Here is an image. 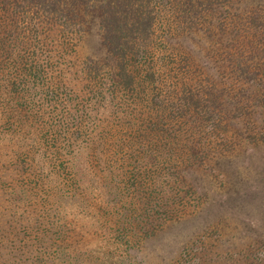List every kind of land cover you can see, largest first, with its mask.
Segmentation results:
<instances>
[{"label": "trees", "instance_id": "1", "mask_svg": "<svg viewBox=\"0 0 264 264\" xmlns=\"http://www.w3.org/2000/svg\"><path fill=\"white\" fill-rule=\"evenodd\" d=\"M238 2L0 0V264H147L148 245L164 264H264V214L239 203L264 171L229 183L264 148V4ZM91 18L107 52L82 58ZM195 34L224 46L221 79L171 43ZM224 216L258 242L214 250Z\"/></svg>", "mask_w": 264, "mask_h": 264}, {"label": "rangeland", "instance_id": "2", "mask_svg": "<svg viewBox=\"0 0 264 264\" xmlns=\"http://www.w3.org/2000/svg\"><path fill=\"white\" fill-rule=\"evenodd\" d=\"M260 3L264 4V0H240V2H238L239 7L235 6V8L236 10L238 8H240V10L242 9L246 10V8L255 7L257 4H260ZM81 8H82V11H80L81 12L80 17L82 18V20H84V25L87 26L85 24V19H84V12H83L84 6H82ZM80 17H77V19H74V20H78ZM90 17L91 16H85V18H90ZM91 20H92L90 21L91 32H92L91 36L93 37L91 38V40L89 39L88 41V35H90L88 33V35L85 36L83 39L85 41L82 40L83 43H82V46H80V51H79L80 57L82 58H84V53L88 52L89 50H90L89 52H94V53L96 52V54L100 53L101 55L107 52L103 46L99 45V39L98 37H96L97 35H95L96 30H98V22L97 21L94 22L92 18ZM23 30L24 29L22 28V31ZM26 31L28 32V30ZM182 39L183 38L178 37L177 39H173L171 43L176 46H179V44H181L182 47L180 48H182V50H180L179 52H184V53L188 52V50H186L185 47L189 45L197 46L196 48L198 49L200 46L203 47L204 48L203 51L195 52L191 54L194 55L196 59H198L200 64H203L204 66H206V69L209 72H213L212 74L216 78L221 79L222 76H221L220 71L222 67H220L221 64L218 59L219 56L211 53L212 46L224 48V46H221V42L216 40L214 41V43H210L209 40H207L206 37L203 36V34H195L193 36H188L185 40H182ZM32 46L33 45H31V48H33ZM206 46H209V47H206ZM239 135H240L239 131H236L234 129L231 130L230 137L233 138V140H237L239 138ZM244 150H248V149H244ZM2 170L4 171L5 168L4 167L0 168V171ZM21 170H22V167H21ZM263 171H264V148L259 147V149L251 150V152H248V153H242L241 156L232 158V160H230L228 172L232 176V179L229 183H232L233 179L236 180V177H241L243 179L242 182H248V180L251 177L254 178L253 176L257 172H263ZM238 172H239V176L237 175ZM26 177H27V173H25V175H22V172H20V177L15 178V180L12 183L17 185L18 188L21 189L26 186V181H25ZM205 177L207 179H203L202 180L203 183L208 184L212 181L214 183V188L216 189L219 188L220 183L217 182L216 179L214 178L211 179L207 175ZM253 180H257V179H253ZM256 183L258 182L255 181V184L252 183V185L249 186L248 188L247 186H244V188H246L245 190L246 195L239 200V203L244 205V208H245L244 210H247L248 212H251V213H255L256 216H258L261 219L262 214H264V186H262V189L255 188L254 186H257ZM9 186H11V184H9ZM229 186L230 185H227V188H226L227 190L228 188L229 190H231L232 187H229ZM235 187L236 185H234V188ZM219 189H221V187ZM1 190H2L0 193L2 195L1 200H3V203L5 204V206H7L9 202L8 199L10 198L9 194L3 186L1 187ZM236 190H237V187H236ZM237 218L227 220V216H224L222 218L223 228H221V236H219V238H217L216 234L207 236V240H208L207 242L215 243V246L213 247V249L216 250L217 252L225 253L227 252V250H233V248L230 247L229 244L230 242L234 240H236L238 244L244 245L246 247L251 243L258 242V240L255 239L254 236L246 235L240 231V229H252L251 222L247 220H244L243 222L242 221L239 222V218L238 219ZM203 219L204 218H201V220ZM81 220H84V212L81 215ZM198 222H199V219L188 218L186 221H181L177 223L176 227L178 228L179 233L182 234V239L179 242L177 241L178 248L176 249L173 259H175V257L178 256V251H179V248L182 246V244L188 241L190 237H194V233L201 226V225H198ZM209 228H212V227H209ZM201 233H203V231ZM227 238H229V241L224 242L223 240ZM145 253L147 254L146 256L147 264H164L163 258H165V255H164L165 251L162 248H156L155 250H153L152 247L148 245L146 246Z\"/></svg>", "mask_w": 264, "mask_h": 264}]
</instances>
